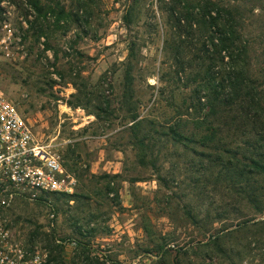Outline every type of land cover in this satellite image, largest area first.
Here are the masks:
<instances>
[{
    "label": "rangeland",
    "instance_id": "374dc122",
    "mask_svg": "<svg viewBox=\"0 0 264 264\" xmlns=\"http://www.w3.org/2000/svg\"><path fill=\"white\" fill-rule=\"evenodd\" d=\"M33 1L0 2V89L18 105L36 138L63 156L76 178L77 196H49L50 204L19 201L10 214L17 237L28 243L38 230L32 245L47 249L57 239L90 244L85 254L71 244L56 249L64 264H98L85 256L101 245L124 262L151 254L157 257L152 264H264V210L238 191L245 180L234 181L202 155L217 151L213 146L187 148L159 139L154 160L143 165L133 144L129 115L134 106L157 124L183 120L186 133L208 132L195 125L196 111L186 110L197 85L192 74L203 65L197 52L201 32L180 30L166 9L168 0H140L141 12L131 27L124 15L133 0H40V13ZM235 3L243 8L253 69L259 73L264 0ZM132 41L138 60L134 96L126 99ZM178 51L192 63L178 58ZM71 99L80 105H70ZM108 104L113 113H103ZM234 132L224 129L221 137L236 139L235 148L243 145L240 157L251 155L247 137ZM251 185L263 192L264 206V174H255Z\"/></svg>",
    "mask_w": 264,
    "mask_h": 264
},
{
    "label": "trees",
    "instance_id": "16d2710c",
    "mask_svg": "<svg viewBox=\"0 0 264 264\" xmlns=\"http://www.w3.org/2000/svg\"><path fill=\"white\" fill-rule=\"evenodd\" d=\"M165 2H167L166 9L169 15L176 20L180 30L201 32L203 41L200 42L201 47L197 52L201 54L203 65L192 74L197 85L193 89L190 104L186 110L194 109L198 114L195 118V125L206 128L208 132L199 136L186 133L182 129L188 121L183 120L168 125L157 124L148 117H141L137 107L134 106L129 115V123H131L129 129L133 144L137 149L138 160L143 165L153 161V148L158 140H163V138L187 148L193 143H200L205 147L213 146L217 151L214 153L203 151L202 155L206 159L209 158L210 165H220L222 171L234 181H239L241 184L245 180V185H242L238 191L245 193L248 201L263 212V192L255 189L251 181L255 174H264V134H262L264 129V66L259 73L254 72L251 55L253 44L244 31L243 8L239 3H235L236 0L233 3H226L224 0H168ZM33 5L39 13L43 11L40 0H34ZM139 6L140 0H133L127 9L124 20L128 27H131L140 14ZM128 48L123 97L133 99V69L134 62L138 60L137 42L132 41ZM262 54L264 55V51ZM177 55L178 58L184 61L189 59V63H192V59L183 52L178 51ZM182 70L185 71L186 67H182ZM73 85L80 92L76 80ZM77 93H72L71 96L75 98ZM69 104L75 107L80 105L75 99H71ZM109 108L110 104L106 108L103 107V113H113ZM224 129L234 130L236 136H246L245 145L251 146L253 153L251 155L244 153L240 157L243 145L237 148L231 146L236 139L230 140L228 135L221 137ZM110 189L108 185V190ZM50 196L55 200L60 198L76 200L77 195L75 193H53ZM44 202L51 203V200L46 197L38 203ZM38 233V230L31 233L28 244H33L34 237ZM77 241L78 246L82 247V252L88 253L89 243ZM62 248L63 244L60 243L50 246V259L62 261L61 256L54 253L56 249ZM85 257L88 262L105 264L98 259L89 258L88 255Z\"/></svg>",
    "mask_w": 264,
    "mask_h": 264
},
{
    "label": "built area",
    "instance_id": "2783aa9c",
    "mask_svg": "<svg viewBox=\"0 0 264 264\" xmlns=\"http://www.w3.org/2000/svg\"><path fill=\"white\" fill-rule=\"evenodd\" d=\"M75 186L76 178L63 156L36 138L18 105L0 89V264H64L51 260L49 249L17 237L10 214L19 201L39 202L53 193H73ZM51 212L54 219L55 209ZM56 241L79 247L76 239ZM107 252L101 245L91 257L105 264H152L157 258L141 254L124 262Z\"/></svg>",
    "mask_w": 264,
    "mask_h": 264
}]
</instances>
